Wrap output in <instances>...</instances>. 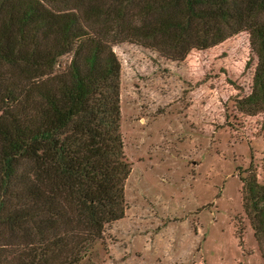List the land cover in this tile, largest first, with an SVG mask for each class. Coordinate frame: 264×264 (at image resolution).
<instances>
[{
	"label": "trees",
	"instance_id": "trees-1",
	"mask_svg": "<svg viewBox=\"0 0 264 264\" xmlns=\"http://www.w3.org/2000/svg\"><path fill=\"white\" fill-rule=\"evenodd\" d=\"M108 1L0 0V264H77L123 214L110 27L173 58L247 30L256 64L240 105L264 111V0ZM244 191L264 234V185L251 175Z\"/></svg>",
	"mask_w": 264,
	"mask_h": 264
},
{
	"label": "rangeland",
	"instance_id": "rangeland-1",
	"mask_svg": "<svg viewBox=\"0 0 264 264\" xmlns=\"http://www.w3.org/2000/svg\"><path fill=\"white\" fill-rule=\"evenodd\" d=\"M105 40L119 65L123 214L77 264H264L243 206L244 179L264 185V111L240 105L256 64L247 30L174 58L112 27Z\"/></svg>",
	"mask_w": 264,
	"mask_h": 264
}]
</instances>
